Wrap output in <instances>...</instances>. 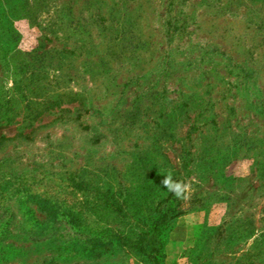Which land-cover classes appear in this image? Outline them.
<instances>
[{
    "label": "rangeland",
    "instance_id": "obj_1",
    "mask_svg": "<svg viewBox=\"0 0 264 264\" xmlns=\"http://www.w3.org/2000/svg\"><path fill=\"white\" fill-rule=\"evenodd\" d=\"M167 208L163 264H264V0H0V264H150Z\"/></svg>",
    "mask_w": 264,
    "mask_h": 264
},
{
    "label": "trees",
    "instance_id": "obj_2",
    "mask_svg": "<svg viewBox=\"0 0 264 264\" xmlns=\"http://www.w3.org/2000/svg\"><path fill=\"white\" fill-rule=\"evenodd\" d=\"M77 187L79 188L80 186ZM107 201L110 202H108L110 206L118 207L115 201ZM171 211V208H167L158 212L150 221L147 230L137 232L134 239L126 242V248L143 255L150 264H163L164 229L168 224Z\"/></svg>",
    "mask_w": 264,
    "mask_h": 264
},
{
    "label": "clouds",
    "instance_id": "obj_3",
    "mask_svg": "<svg viewBox=\"0 0 264 264\" xmlns=\"http://www.w3.org/2000/svg\"><path fill=\"white\" fill-rule=\"evenodd\" d=\"M161 184L178 199H187L192 191V184L190 181L186 182L184 180L174 179L171 171H168L167 174L164 175Z\"/></svg>",
    "mask_w": 264,
    "mask_h": 264
}]
</instances>
